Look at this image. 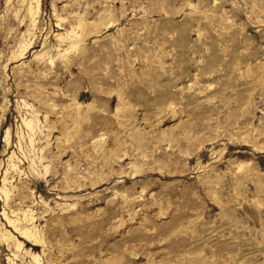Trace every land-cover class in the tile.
<instances>
[{"label":"rangeland","instance_id":"rangeland-1","mask_svg":"<svg viewBox=\"0 0 264 264\" xmlns=\"http://www.w3.org/2000/svg\"><path fill=\"white\" fill-rule=\"evenodd\" d=\"M0 264H264V0H0Z\"/></svg>","mask_w":264,"mask_h":264}]
</instances>
